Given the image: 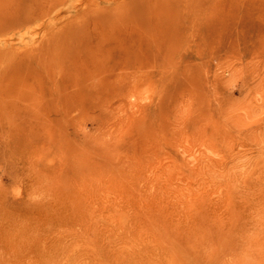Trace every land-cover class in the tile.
<instances>
[{"label": "rangeland", "instance_id": "1", "mask_svg": "<svg viewBox=\"0 0 264 264\" xmlns=\"http://www.w3.org/2000/svg\"><path fill=\"white\" fill-rule=\"evenodd\" d=\"M111 1L0 0V264H264V0Z\"/></svg>", "mask_w": 264, "mask_h": 264}, {"label": "bare ground", "instance_id": "2", "mask_svg": "<svg viewBox=\"0 0 264 264\" xmlns=\"http://www.w3.org/2000/svg\"><path fill=\"white\" fill-rule=\"evenodd\" d=\"M131 1L132 0H121V1L120 0H113L111 2H107L104 6L98 8L96 11L93 12L92 18L95 19V22H100V23H103V24H107L108 21L113 24V23L119 22V21H121L122 19H125V18H126L125 20L130 21L131 19H129L128 16L131 15V13H132V11L134 9L135 10L137 9V5L134 6L135 8L131 7V4H130ZM197 1L199 2V1H202V0H197ZM121 9L125 10V14L124 15L119 14L121 12ZM113 11H116L120 18H118L115 21L108 20L109 19V15ZM52 13H54V11H47L45 13V16H50ZM117 13H115V14L117 15ZM55 14L58 15V13H55ZM134 18H133V20H134ZM133 20L130 23H132ZM153 24L154 23H152V25ZM147 35L149 36V34H147ZM1 87H2V85L0 86V88ZM2 131H4V126H2ZM5 143H6V139L3 138V136H2L1 137V141H0V145L3 147L5 145Z\"/></svg>", "mask_w": 264, "mask_h": 264}]
</instances>
